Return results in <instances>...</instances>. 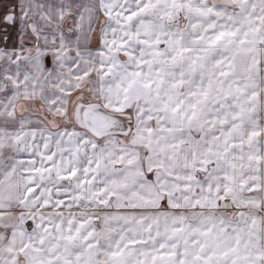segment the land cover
Wrapping results in <instances>:
<instances>
[{
    "label": "snow or ice",
    "instance_id": "obj_1",
    "mask_svg": "<svg viewBox=\"0 0 264 264\" xmlns=\"http://www.w3.org/2000/svg\"><path fill=\"white\" fill-rule=\"evenodd\" d=\"M0 264H264V0H0Z\"/></svg>",
    "mask_w": 264,
    "mask_h": 264
}]
</instances>
